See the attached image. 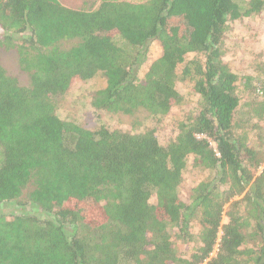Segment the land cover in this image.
Instances as JSON below:
<instances>
[{
    "label": "trees",
    "instance_id": "obj_1",
    "mask_svg": "<svg viewBox=\"0 0 264 264\" xmlns=\"http://www.w3.org/2000/svg\"><path fill=\"white\" fill-rule=\"evenodd\" d=\"M263 11L264 0H0V48L30 77L22 86L0 63V208H32L0 213V264H264V155L235 121L239 77L223 60L229 23ZM154 42L162 53L140 79ZM182 64L199 110L167 146L154 131L93 132L57 115L73 86L100 75L96 110L166 116L183 100ZM259 72L248 122L264 118ZM190 156L212 174L185 203ZM195 224L199 246L180 257L168 229L192 240Z\"/></svg>",
    "mask_w": 264,
    "mask_h": 264
},
{
    "label": "rangeland",
    "instance_id": "obj_2",
    "mask_svg": "<svg viewBox=\"0 0 264 264\" xmlns=\"http://www.w3.org/2000/svg\"><path fill=\"white\" fill-rule=\"evenodd\" d=\"M248 2L249 0H242ZM63 5L69 4L73 7H81L83 0H62ZM65 4H64V3ZM67 6V5H65ZM120 46H125L124 41L117 36L115 38ZM225 55L223 60L230 69L239 77L237 82V93L240 97V106L237 110L235 121L241 125V129L248 134V144L256 149L261 155H264V118H257L248 122L247 104L254 99L251 93V85L257 83L259 69L264 65V11L251 18H243L229 23L228 32L224 38ZM162 51L157 42L150 45L147 52L146 63L139 70V78L142 79L148 67L157 60ZM194 54L186 57V63L195 59ZM0 63L6 70L17 78L20 85L29 86L30 77L24 73L18 63V57L14 51H5L0 48ZM185 64V63H184ZM184 64L177 69L178 80L176 83L177 91L181 94L183 100L180 105L172 109L166 116H151L144 111H138L134 115L108 114L104 111L96 110L92 107L91 98L93 94L106 87V80L98 75L93 79L78 83L72 87L67 95L60 101L57 108V115L61 120L75 123L84 129L96 132L101 127L110 131H121L127 134H140L145 131H154L159 143L167 146L178 134L177 125L180 121L187 120L194 116L199 110L200 96L193 90V82L190 79H184L182 72ZM251 76L253 80L246 82ZM257 79V81H256ZM212 172L204 168L195 166L194 157L190 156L187 160L186 168L183 172V180L178 189L180 198L188 203L191 189L203 180L209 178ZM28 190L25 191L22 201L26 202L25 197ZM156 194H153L151 202L156 203ZM32 211L29 205L5 204L0 208V213L6 215L10 220L22 212ZM46 218L42 215L41 219ZM228 222L224 217L223 224ZM200 228L198 224L193 225L192 240L180 238L179 229L172 227L168 229V234L172 242V247L176 253L183 258H188L199 246ZM80 234H87L88 228L81 227ZM217 250L213 253L216 255Z\"/></svg>",
    "mask_w": 264,
    "mask_h": 264
},
{
    "label": "crops",
    "instance_id": "obj_3",
    "mask_svg": "<svg viewBox=\"0 0 264 264\" xmlns=\"http://www.w3.org/2000/svg\"><path fill=\"white\" fill-rule=\"evenodd\" d=\"M59 1H62V0H59ZM64 3V2H63ZM65 4V3H64ZM67 5L66 7H69V8H78V7H73V6H70L69 4H65Z\"/></svg>",
    "mask_w": 264,
    "mask_h": 264
}]
</instances>
